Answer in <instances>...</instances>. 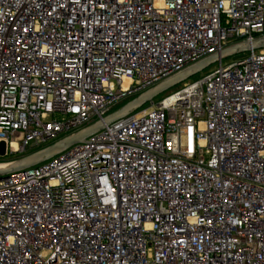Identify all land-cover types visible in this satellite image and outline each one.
Returning <instances> with one entry per match:
<instances>
[{
    "label": "built area",
    "instance_id": "1",
    "mask_svg": "<svg viewBox=\"0 0 264 264\" xmlns=\"http://www.w3.org/2000/svg\"><path fill=\"white\" fill-rule=\"evenodd\" d=\"M257 38L264 0H0V164ZM0 264H264V49L0 177Z\"/></svg>",
    "mask_w": 264,
    "mask_h": 264
},
{
    "label": "water",
    "instance_id": "2",
    "mask_svg": "<svg viewBox=\"0 0 264 264\" xmlns=\"http://www.w3.org/2000/svg\"><path fill=\"white\" fill-rule=\"evenodd\" d=\"M262 49H264V38H257L251 42L237 43L228 46L219 53L210 55L207 58L200 60L199 62L192 64L182 71L147 88L146 90H143L142 92L131 97L118 108L107 113L102 118L95 120L94 122L80 128L79 130L69 135L63 136L49 144H46L36 150H33L25 155L11 160L10 162L5 163L3 167H0V177H4L14 171L40 164L61 153L68 147L76 143L84 142L86 138L103 129L105 126L129 115L145 104L151 102L154 98L164 94L172 88L196 76L215 62H218L227 57L244 54L252 50Z\"/></svg>",
    "mask_w": 264,
    "mask_h": 264
},
{
    "label": "rangeland",
    "instance_id": "3",
    "mask_svg": "<svg viewBox=\"0 0 264 264\" xmlns=\"http://www.w3.org/2000/svg\"><path fill=\"white\" fill-rule=\"evenodd\" d=\"M241 55H242V54L237 55V56H233V57H227V58H224V59H222V63H223V64H226V63L230 62L232 59H235L236 57H239V56H241ZM216 65H217V62L213 63L212 65H210L209 67H207L206 69H204L202 72H200V73L197 74L196 76L190 78L189 80H192V79H194V78H196V77H200V75H202V74H204V73H206V72H208V71L214 69V68L216 67ZM162 95H163V94H162ZM162 95H160V96L154 98V100H155V101H156V100H159V98H160ZM130 98H131V97H130ZM130 98H127V99L123 100L122 102H120L119 104L115 105V106L112 108V110L118 108V107L121 106L123 103H125L127 100H129ZM44 145H45V144H44Z\"/></svg>",
    "mask_w": 264,
    "mask_h": 264
},
{
    "label": "bare ground",
    "instance_id": "4",
    "mask_svg": "<svg viewBox=\"0 0 264 264\" xmlns=\"http://www.w3.org/2000/svg\"><path fill=\"white\" fill-rule=\"evenodd\" d=\"M124 84H126L125 82H124ZM4 165L3 164H0V167H3Z\"/></svg>",
    "mask_w": 264,
    "mask_h": 264
}]
</instances>
